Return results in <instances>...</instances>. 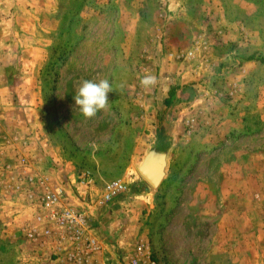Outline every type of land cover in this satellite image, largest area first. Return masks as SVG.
Wrapping results in <instances>:
<instances>
[{
    "label": "rangeland",
    "instance_id": "1",
    "mask_svg": "<svg viewBox=\"0 0 264 264\" xmlns=\"http://www.w3.org/2000/svg\"><path fill=\"white\" fill-rule=\"evenodd\" d=\"M0 36L23 57L13 82L40 91L55 165L127 190L126 243L103 236L101 264L139 244L155 264H264V0H0ZM102 79L109 107L85 119L74 96ZM156 142L170 152L154 190L136 167ZM13 186L0 190V264H76L26 238L36 210Z\"/></svg>",
    "mask_w": 264,
    "mask_h": 264
},
{
    "label": "crops",
    "instance_id": "2",
    "mask_svg": "<svg viewBox=\"0 0 264 264\" xmlns=\"http://www.w3.org/2000/svg\"><path fill=\"white\" fill-rule=\"evenodd\" d=\"M4 41V37L0 36V190L7 187L10 180L13 181L16 176L21 174L32 176L37 185L32 188L34 197L32 203L34 204L27 197L23 200L29 207L36 210V215L43 212L35 201L38 190L43 189L42 187L48 191L61 190L60 207L62 209L72 208L83 214L87 222L86 233L98 241H102L104 237L106 241V236L109 237L112 243L117 244L119 250L122 244L126 243L125 233L120 230L119 224L121 220L126 221L130 218V209L122 211V216L117 215L115 212L118 204L115 203L117 198L104 200V188L100 189L95 184L94 177L91 184H81L78 182V175L82 171L77 172L69 166L55 165L51 159L52 154L45 150L47 143L42 135L41 125L43 106H39L35 99V95L40 94V91L36 90V86L18 87L13 82L12 67L23 57L12 53L11 37ZM24 59L23 62L29 63L30 56ZM24 75L25 73L22 72L19 77L22 79ZM20 155L27 162L25 168L21 166L18 159ZM132 198L138 199L136 195H129L130 207L131 202L135 201ZM2 208L4 205L1 206ZM33 216H30L32 222ZM115 226L119 230L117 235H113ZM104 252L105 250L101 249L95 254L96 264H101ZM34 257L35 259L40 258L35 254Z\"/></svg>",
    "mask_w": 264,
    "mask_h": 264
},
{
    "label": "built area",
    "instance_id": "3",
    "mask_svg": "<svg viewBox=\"0 0 264 264\" xmlns=\"http://www.w3.org/2000/svg\"><path fill=\"white\" fill-rule=\"evenodd\" d=\"M23 168L27 167L25 158L18 157ZM91 173L83 171L78 175V182L89 185L92 183ZM36 180L29 174H21L14 178L13 189L25 190L27 197L34 200L32 188ZM38 190L35 199L39 208L43 211L34 217L31 226L23 229L26 238L37 246H51L55 254H64L66 260L76 264H96L95 254L103 250L102 241L89 236L86 233L87 222L83 214L72 208L60 207L61 190L48 191L44 187ZM126 188L119 183L106 184L104 187V200L117 198ZM33 199V200H32ZM115 264H155L151 262L148 248L144 244L136 247L132 256H126Z\"/></svg>",
    "mask_w": 264,
    "mask_h": 264
},
{
    "label": "clouds",
    "instance_id": "4",
    "mask_svg": "<svg viewBox=\"0 0 264 264\" xmlns=\"http://www.w3.org/2000/svg\"><path fill=\"white\" fill-rule=\"evenodd\" d=\"M155 83L156 77L153 75H145L141 79V84L145 87ZM112 91V86L107 79L98 82L84 80L74 96L75 106L85 119H91L98 112L108 109V93Z\"/></svg>",
    "mask_w": 264,
    "mask_h": 264
},
{
    "label": "water",
    "instance_id": "5",
    "mask_svg": "<svg viewBox=\"0 0 264 264\" xmlns=\"http://www.w3.org/2000/svg\"><path fill=\"white\" fill-rule=\"evenodd\" d=\"M170 145L154 143L144 156L142 163L136 167L139 176L154 190L166 177Z\"/></svg>",
    "mask_w": 264,
    "mask_h": 264
},
{
    "label": "trees",
    "instance_id": "6",
    "mask_svg": "<svg viewBox=\"0 0 264 264\" xmlns=\"http://www.w3.org/2000/svg\"><path fill=\"white\" fill-rule=\"evenodd\" d=\"M173 93H174L173 91L169 92V94H168L169 95V98L168 99H170L173 96ZM166 103L168 104L169 103V100H167Z\"/></svg>",
    "mask_w": 264,
    "mask_h": 264
}]
</instances>
